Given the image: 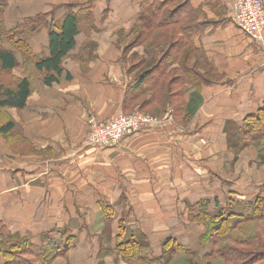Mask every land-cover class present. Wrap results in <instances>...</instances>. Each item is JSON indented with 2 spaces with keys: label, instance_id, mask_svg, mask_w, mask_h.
I'll return each instance as SVG.
<instances>
[{
  "label": "crops",
  "instance_id": "obj_1",
  "mask_svg": "<svg viewBox=\"0 0 264 264\" xmlns=\"http://www.w3.org/2000/svg\"><path fill=\"white\" fill-rule=\"evenodd\" d=\"M4 1L8 28L52 12L49 24L27 40L38 58L50 55L51 27L61 22L69 5H79L82 16L88 12L92 20L82 18L76 46L51 85L44 83L45 70L33 63L26 67L16 52L10 86L29 78L31 94L25 108L0 113L5 124L15 125L0 133V241L27 237L42 250H68L53 256V262L68 256L69 264H102L99 253L105 248L89 238V219L106 221L112 236L128 226L147 239L174 237L190 246L180 225L186 204L208 200L209 210L219 212L233 199L247 202L258 196L261 187L245 192L230 180L236 152L227 128L242 126L264 105V47L235 25L231 0H185L184 14L200 29L193 40L200 51L190 58L198 78L181 85L179 101L161 114L165 122L110 148L86 144L90 118L107 120L154 105L144 107V96H136L148 82L140 85L141 67L132 71L128 65L131 30L140 24L139 2ZM139 49L134 48L138 61L147 59ZM179 59L170 69L181 68ZM242 193L256 196L246 199ZM145 220L153 221L148 229ZM105 257V264L112 263Z\"/></svg>",
  "mask_w": 264,
  "mask_h": 264
},
{
  "label": "trees",
  "instance_id": "obj_2",
  "mask_svg": "<svg viewBox=\"0 0 264 264\" xmlns=\"http://www.w3.org/2000/svg\"><path fill=\"white\" fill-rule=\"evenodd\" d=\"M137 1L140 6V24L144 25L141 27L142 29L139 28L137 39L133 45L143 43L149 57L140 59L135 66H131L130 70L133 71L141 67L137 74L138 83L141 85L148 82V84L142 87L136 96H144L142 105L146 107V105L154 104L151 112L161 115L183 92L184 83L194 84L198 78L193 73L194 66L190 65L192 57L190 53L192 50L195 53L200 51L193 44L200 29L188 21L186 12L184 14L185 0ZM4 2V0L0 1V38L4 36L3 41L8 42L13 48H4L0 45V113L8 108L19 110L25 108L31 94L29 78L21 79L14 87L7 86L2 81V71H10L18 65L16 52L22 54L26 67L33 63L37 70H45L44 83L51 85L59 80L64 70L62 63L76 46V36L80 33L79 24L82 20L81 7L69 5L61 22L54 28L51 27L50 55L38 58L27 40L47 24L42 22L41 25L22 26L23 23H19L8 28L4 18L6 6ZM37 18L40 19V15ZM0 43H3L2 39ZM186 47L191 49H188V53L182 57L181 68L170 69L172 64L180 60L179 54ZM66 77L71 78L70 74H67ZM176 87L178 88L175 89ZM148 94L151 95L150 99H147ZM0 122V133L2 134L8 133L15 126L13 122L5 124L1 119ZM238 129L251 141L261 142L264 139V105L255 113L248 115L242 126H238ZM237 144L234 143L233 147L242 148L244 146ZM209 204L208 200H204L198 205L200 215H203L202 220L209 228L207 236L210 237L208 239L202 236L200 240L202 246H205L204 244L216 245L218 249L213 248L204 255L217 256V258L214 257L215 264H264V197L257 196L247 202L233 199L215 215L210 213ZM243 223L254 226L245 228L246 224L238 229V226ZM236 230H240L246 236L244 241L235 239V235H231L232 231ZM14 237H18L19 241H12ZM25 238L10 236V239L3 241L4 245H0V255H4L7 259L5 262L33 264L31 259L33 257H29V255L38 257L42 262L40 264H48L52 261L54 253H46L47 250L39 249ZM122 242L130 245V247H125L126 250H129L131 256L143 264H168L169 259L165 252L168 246H172L170 249L172 248L176 252L186 253L191 257L190 264L194 262H192L193 258L199 254L197 249H191L190 246L182 244L174 237L166 238L162 242L163 252L159 255L153 254L148 241L143 242L139 239L129 241L126 238ZM232 242L248 246L251 248L250 252L237 249L231 244ZM193 264H197V262ZM209 264L214 263L209 261Z\"/></svg>",
  "mask_w": 264,
  "mask_h": 264
},
{
  "label": "rangeland",
  "instance_id": "obj_3",
  "mask_svg": "<svg viewBox=\"0 0 264 264\" xmlns=\"http://www.w3.org/2000/svg\"><path fill=\"white\" fill-rule=\"evenodd\" d=\"M4 3L6 4V2H4ZM5 8H6V6H5ZM83 17L87 18L86 20H92L91 16H89L88 12H86L84 14V16H82V18ZM51 18H52V12H50L49 14H40V19H38L36 16V17H33L31 20H29V19L23 20L24 22H23L22 26L32 25V24L41 25L42 22H44L45 24H49V21H51ZM160 19H162V18H160ZM144 23H145V21H144ZM143 25L144 24H138V25L134 26L131 30V32H132L131 34H133V35H132L130 43L128 44L129 48H128L127 52L128 53L132 52L133 55L132 54L131 55L133 56V58L129 59V61H128L129 66L136 65V63L138 61V57L136 56V54L134 52V48L140 46L139 51L146 52V49H145V46L143 45V43L133 45V42L137 39V36H138L137 33H139L138 32L139 28H141ZM145 25H147V24L145 23ZM2 29H4V27H2ZM1 39H2L3 43H0V45H2V47L13 48L11 45H9L8 42L3 41L4 36H2L0 38V40ZM188 49H191V48H189V47L183 48L179 54V58L185 57V54L188 53ZM191 52L192 53H190V55H192V57H193L196 53L193 52V50ZM12 78H13L12 73H10V71H6V72L2 71V81L5 85L9 86L11 84H14L15 81ZM177 88L178 87H176L175 89H177ZM175 101L178 102L179 100H175ZM151 111L152 110H150V108H148V109L144 108L142 110H135L132 112H126V113H121V114H133L136 112L137 113H143V114H146V115L153 117V119H155L157 121L159 120V123H157L156 125H161V123L164 121L163 116H161L159 114L156 115ZM3 117H4V115L1 114L0 119H2ZM110 119H112V118H110ZM110 119H107V120L98 119V120L108 121ZM156 125L153 124V126H149V127H154ZM236 125L235 124L234 125L233 124L228 125L227 130L229 131V136H230V138H228L229 139L228 140L229 145H232V147H233L234 143H238L239 145L241 144L244 146L242 148L236 147L237 149L233 147L235 152H236V161L233 164L230 175H229L230 180L236 186V188H238V190L245 191V192L250 187H252L253 189H254V187H261L262 190H259L256 193H258L257 194L258 196L264 197V139L258 143L255 141L254 142L251 141L249 139V137L245 136L238 129V127ZM86 138H87V136H86ZM85 142H86V139H85ZM259 193H262V194H259ZM243 194L244 193L240 194V196H244ZM254 195H255V193L248 194V195L245 194L244 197L246 199L247 198L253 199L256 196V195L255 196ZM187 205L188 204L185 205V210H184L185 214H183V216L180 217V219L182 220L180 222L181 223L180 225L182 228V232L185 233L184 234V239L186 242L185 244L188 243V244H190L191 249H197L199 251V254L193 258L192 262L193 261H194L193 263L197 262V264H209V261H211V263L213 262L215 264L214 257L217 258V256L213 255L210 257V256L204 255V253H206L207 251H209L213 248L218 249V247L216 245L214 246V245H209V244H204L205 246H202V241L200 240L201 237L204 236L205 238L207 237L208 239H210V237L207 236V231L209 228L205 224V222L202 220L203 215L202 216L200 215L199 206L198 205L197 206L196 205H193V206L188 205L187 206ZM180 206H182V203ZM210 212L214 215L216 213H218L217 211H215L213 209V207L210 209ZM176 221H177L176 219H175V221L171 220V223H174ZM85 222L88 225L87 229L91 234V235H89L90 236L89 238H91V236H92L93 237L92 240L99 242V243L103 242V245H104L103 247L105 249H104V251L101 250V252L99 253L101 255H104V258L102 259L103 260L102 264H105L104 261L107 258L105 256L111 257L109 260H112V263H110V264H143L142 262L133 258V256H131V253L129 250H126V248H125L126 246L130 247L129 244H124L122 242L126 238L129 241H132L133 239H139V240H142L143 242L145 240L146 241L149 240L148 245L150 243L151 247L153 249H155V251L152 250L153 254L159 255V254H162V252H163L162 242L165 240L163 237H161V239L159 237H155V239L150 237L147 239V236L145 237L143 235H138V233H140L142 231L135 230L136 233L132 232V230L129 229L128 226H127V228L124 229V232H121V230L119 231V233H120V234H118L119 236H117V235L112 236L110 233V230L112 227L109 226V224H107L106 221H103V219H100V218L89 219L88 221H85ZM121 222H123V220ZM121 222H120V227L122 225ZM152 224H153L152 220L143 221V227L146 229L150 228ZM246 224H244V223L240 224L238 226V229L239 228L241 229V227H243L244 225H246L245 228L250 227V226L251 227L254 226L253 224H249V223H246ZM108 232H109V234H108ZM219 235H221V234L219 233ZM231 235H235V239H238V240L240 239V241H244V239H246L245 238L246 236L243 235V233L240 230H236L234 232L232 231ZM17 238L18 237H14L12 241H16V242L19 241ZM7 239H10V236L5 237L3 240H1L0 245L1 244L4 245L3 241H5ZM25 239H27V237ZM231 244L234 245V247H236L239 250L250 252L251 248H249L246 245L236 243V242H232ZM186 246H188V245H186ZM170 247H172V246H168L167 251H165L166 256H168L167 259H169L168 264H190L189 260L192 259L191 257L187 256L186 253L176 252L172 248L170 249ZM64 252H68V250L65 251V249H64L63 251H60V250L57 251L54 248L49 247V248H47V251H46V253H54L53 256H55V255L60 256ZM91 254H94V253L91 252ZM29 257H33V258H31L33 261V264L42 263L40 261V259H38V257H35V255H32V256L29 255ZM63 257L64 258L62 260L58 259V262H55V261L53 262V260H52L48 264H55V263L58 264L59 262H60L59 264H69V259L67 258L68 256L67 257L63 256ZM72 259L74 260L75 256ZM5 261H7V259L4 257V255H0V264H15L14 262L7 263Z\"/></svg>",
  "mask_w": 264,
  "mask_h": 264
},
{
  "label": "built area",
  "instance_id": "obj_4",
  "mask_svg": "<svg viewBox=\"0 0 264 264\" xmlns=\"http://www.w3.org/2000/svg\"><path fill=\"white\" fill-rule=\"evenodd\" d=\"M232 20L252 41L264 47V0H231ZM159 120L143 113L120 114L108 121L88 120L86 144L97 148L119 145L128 135L137 133Z\"/></svg>",
  "mask_w": 264,
  "mask_h": 264
}]
</instances>
